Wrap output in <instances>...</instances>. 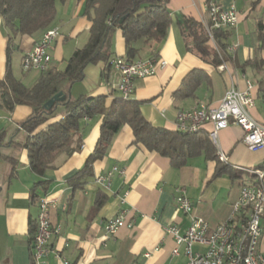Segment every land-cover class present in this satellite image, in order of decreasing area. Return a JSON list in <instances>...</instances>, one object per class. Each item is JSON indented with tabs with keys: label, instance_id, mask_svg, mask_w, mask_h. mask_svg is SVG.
Masks as SVG:
<instances>
[{
	"label": "crops",
	"instance_id": "obj_1",
	"mask_svg": "<svg viewBox=\"0 0 264 264\" xmlns=\"http://www.w3.org/2000/svg\"><path fill=\"white\" fill-rule=\"evenodd\" d=\"M256 1L216 0L224 9L234 6L238 20L228 41L227 53L232 61L214 68L186 50L179 29V21L186 17L203 24L207 21V0H168L172 24L156 51L157 58L165 65L158 67L155 75L136 80L130 98L142 103V114L151 125L177 131L178 112L200 105L215 107L229 87L234 86L239 91L249 90L254 100L249 115L264 126V91L259 88L264 74V0L254 4ZM90 26L84 16V2L66 0L64 4L57 5V16L49 29H58L60 36L53 42V49L48 51L51 56L49 69L64 68L60 67L61 63L87 42ZM43 34L38 32L33 36L19 37L14 52L22 54L20 78L13 72L11 55L12 73L26 88L39 79L42 71L35 68L24 71L22 59ZM7 43V31L0 18V80L6 70ZM209 44L215 47V43ZM112 51L114 58L125 56V43L119 30L113 35ZM153 51L142 49L140 59L147 58ZM255 60L262 62L259 69L251 65L243 67ZM103 68L102 63L87 66L83 80L71 87V97L105 96L106 105H110L118 95L115 88L119 73L111 68L107 78L103 79ZM194 70L203 71L207 82H202L193 98H175L182 80ZM31 113L32 109L26 106H18L10 113L0 107V130L5 131L0 153L17 161L9 178L10 164L0 160V264H31L29 221L36 226L38 209L30 204L29 192L39 181L49 182L48 192L40 193V198L47 197L53 202L50 221L60 229L50 245L72 264H179L180 258H171L175 243L172 236L165 233V228L176 226L183 234L193 218L203 220L211 229L226 222L233 214L241 186L253 183L252 172L264 167V151H250L242 143V130L233 124L218 132L216 144L209 139L218 155L226 157V160H220L222 164L242 173L241 179H232L226 174L212 178L216 163L203 157L190 159L185 166L174 168L168 159L135 144L131 129L125 125L114 136L106 156L93 164V178L82 191L74 194L70 205L72 189L66 180L84 165L92 153L99 137L100 119L94 117L83 121L80 132L75 136L72 153L59 154L53 168L43 177H37L28 167L26 151L19 146L27 137L20 130L19 123ZM60 117L59 114L49 123ZM201 130L203 134H209L212 125L206 124ZM114 168L119 172L113 171ZM176 188H181L192 202L191 215L177 211ZM99 193L107 200L99 211L94 212ZM121 211L125 212L126 220L135 221L134 227L121 228L113 236L106 235L103 225ZM237 220L235 217L234 221ZM261 224L263 232L258 252L264 256V216ZM48 264L61 263L50 257Z\"/></svg>",
	"mask_w": 264,
	"mask_h": 264
},
{
	"label": "trees",
	"instance_id": "obj_2",
	"mask_svg": "<svg viewBox=\"0 0 264 264\" xmlns=\"http://www.w3.org/2000/svg\"><path fill=\"white\" fill-rule=\"evenodd\" d=\"M77 1L84 2V16L91 23L87 42L72 53L63 69L50 68L42 71L39 79L30 88H26L11 70V55L14 48H17L14 40L49 30L57 16V5L64 4L66 0H0V18L8 38L6 70L0 80V107L9 113L18 106L32 109V113L19 123L20 130L27 134L25 142L19 146L27 153L30 171L37 177H43L53 168V162L59 154L72 153L81 123L97 117L100 119V127L95 147L84 165L66 180L72 189L70 205L74 194L82 191L84 185L93 178V164L106 156L114 136L125 125L131 129L135 144L168 159L174 168L185 166L190 159L203 157L206 161L216 163L212 178L226 174L232 179H241L242 173L222 164L215 145L201 129L196 133H187L153 126L142 114V103L132 99L125 100L119 95L114 96L108 106L105 96H80L76 99L71 97V87L83 80L87 66L102 63L104 68L101 77L107 78L111 61L114 59L112 41L115 31L119 30L124 39V59L132 63L140 59L139 54L144 48L154 49L148 57L157 58L158 46L165 39L172 24L167 9L168 0ZM257 2L258 0L254 4ZM179 29L186 50L205 64L217 68L232 61L227 53L232 29L220 28L210 31L216 49L209 44L206 26L194 18L181 19ZM248 65L259 69L262 62H247L243 67ZM207 80L203 71H191L182 80L181 87L174 97L193 98L202 82ZM259 88L261 92L264 91V74ZM59 93H62V97L54 102L52 107L45 108V104ZM59 114L60 119L49 123ZM4 138L5 131L0 130V149L4 145ZM10 144L16 145L13 142ZM1 159L10 164V178L17 161L0 153ZM48 189L49 182L35 183L29 192L30 204L37 205L40 193H47ZM106 200L107 198L99 193L94 203V212L99 211ZM35 233L36 226L30 220L28 234L32 244Z\"/></svg>",
	"mask_w": 264,
	"mask_h": 264
},
{
	"label": "built area",
	"instance_id": "obj_3",
	"mask_svg": "<svg viewBox=\"0 0 264 264\" xmlns=\"http://www.w3.org/2000/svg\"><path fill=\"white\" fill-rule=\"evenodd\" d=\"M205 7L207 21L204 25L209 34V42L213 44L210 31L220 28L232 29L237 24L238 13L234 6L224 9L216 0H207ZM59 36L58 29L47 30L22 59L23 70L47 69V61H51V58H43V51L50 50ZM214 48L216 49V46ZM164 65V61L154 57L138 59L132 63L123 58H114L111 68L119 73L116 92L119 96H133L134 82L155 75L157 68ZM252 107L253 98L249 90L239 91L231 86L217 106L209 107L210 117H202L201 105L189 111L178 112L176 130L211 124L213 138L217 142L218 132L233 124L242 130V143L250 151H264V126L250 117L249 110ZM224 158L226 160L225 156ZM113 171L119 172L116 168ZM251 177L253 183L241 186L233 206V214L226 222L211 229L203 220L193 218L183 234L176 226L165 228V233L172 236L175 243L171 251L172 259L180 258L182 261L179 264H264V256L258 252L263 232L261 221L264 210H261V199H264V175L257 173ZM246 197H253V205H246ZM175 204L179 213L191 215L193 204L181 188L175 189ZM36 206L41 209V217L39 223H36V251L30 252L31 262L48 264L49 258L52 257L61 264H72L50 245L51 240L60 231L58 226L51 223L49 217V212L54 207L53 202L47 197H42ZM235 217L238 218L237 221H234ZM235 222L246 225V236L243 238H235L233 235ZM134 225L135 221L126 220L125 212L121 211L105 222L103 228L106 235L113 236L119 229H132ZM145 256L148 257V254Z\"/></svg>",
	"mask_w": 264,
	"mask_h": 264
},
{
	"label": "bare ground",
	"instance_id": "obj_4",
	"mask_svg": "<svg viewBox=\"0 0 264 264\" xmlns=\"http://www.w3.org/2000/svg\"><path fill=\"white\" fill-rule=\"evenodd\" d=\"M49 50H45L43 51V58H51L49 52ZM123 60H125L123 58ZM51 61H47V69L49 67ZM47 69H41V71H45ZM123 97V99L128 100L131 98V96H121ZM254 102V100H253ZM201 113H202V117H210V109L206 108L204 106H201ZM203 126H190L189 128H185L184 130H177L180 132H187V133H196L197 131H199ZM209 138L216 144L215 139L213 138V129L209 132ZM219 159L221 161L224 160V156L219 154ZM257 173H260V175H264V168L257 170L252 172V175L255 176ZM246 205H253V197H246ZM261 210H264V199H261ZM39 217H41V209H38V214L36 217V223H39ZM36 235V233H35ZM233 235L235 236V238H243V236H246V225L245 224H237L236 226H234L233 228ZM36 251V243H35V236H34V241L31 247V252H35ZM31 264H36L35 262H31Z\"/></svg>",
	"mask_w": 264,
	"mask_h": 264
},
{
	"label": "rangeland",
	"instance_id": "obj_5",
	"mask_svg": "<svg viewBox=\"0 0 264 264\" xmlns=\"http://www.w3.org/2000/svg\"><path fill=\"white\" fill-rule=\"evenodd\" d=\"M14 43L18 44L19 43V38H16L14 40ZM6 49H7V47H6ZM52 49H53V46L51 45L50 50H52ZM21 55L22 54L17 52V51L12 53V68H13V72L15 73V76H17L18 78H20V75H21V70H20V66H19V61H20ZM64 66H65V62H62L60 67L63 68ZM263 168H261V169H263ZM258 170H260V169H258Z\"/></svg>",
	"mask_w": 264,
	"mask_h": 264
},
{
	"label": "water",
	"instance_id": "obj_6",
	"mask_svg": "<svg viewBox=\"0 0 264 264\" xmlns=\"http://www.w3.org/2000/svg\"><path fill=\"white\" fill-rule=\"evenodd\" d=\"M62 97V93H59L57 95H55L51 100H49L46 104H45V108H50L52 107V105L54 104V102L58 101L60 98Z\"/></svg>",
	"mask_w": 264,
	"mask_h": 264
}]
</instances>
